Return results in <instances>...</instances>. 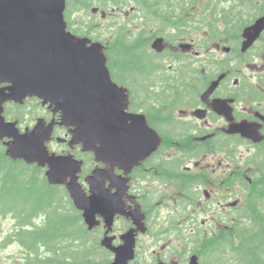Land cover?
Here are the masks:
<instances>
[{
  "label": "flooded vegetation",
  "instance_id": "obj_1",
  "mask_svg": "<svg viewBox=\"0 0 264 264\" xmlns=\"http://www.w3.org/2000/svg\"><path fill=\"white\" fill-rule=\"evenodd\" d=\"M172 1H175L172 5L165 4L169 10L166 20H158L155 15L149 19L147 14L138 13L136 17L143 19L137 22L136 27L139 28L138 32L146 37L149 36L144 42L149 49L155 38L158 36L165 38V51L153 54L167 55L179 60L181 62L179 75L172 78L168 73L163 81L159 77L161 83H158L156 75L142 76L146 70L134 67L135 69H129L130 71H126L125 74L122 72L121 76L117 75L116 78L114 76L118 83L129 89L131 108L146 114L149 125L158 131L164 141L159 151L151 154L141 165L127 171L125 165L115 161L109 164L96 163L93 153L84 150L83 144H71L72 134L68 127L57 124L48 142L51 153L70 154L76 160L82 161L81 170L77 175L79 182L87 191H89L88 178L96 167H110L113 170L112 175L105 174L104 171L102 173L105 176L104 193L107 197L125 203L129 216L114 217L115 222L109 233L110 236L117 235L121 243V237L128 230L136 228L132 215L138 214L133 210L136 204H139L147 230L138 234L137 255L152 247L155 250V246L158 245L161 253L173 246L174 241H185L186 244L180 243L179 249L176 246L170 248L167 251L168 256L166 254L154 256L153 264L162 261L166 264H184L182 259L181 262L177 259L170 260V254L186 248L190 238L193 239L192 237L201 234V228H205L207 233H213L220 228L223 217L234 218L230 203L223 215L209 214L211 210L209 201H215L219 197V183L212 182L211 179L207 180V171L202 169L207 166L203 161L197 159L193 166L189 165V158L196 156L185 153L184 148L187 145L184 139L196 140L203 147L202 156L212 152H223L229 161H235V157L232 158L231 147L236 145V138L251 144L255 152L259 151L260 145L244 138L241 134L228 133L232 124L245 121L257 126L264 134V30L249 48L243 49L244 28L252 25L259 16H264V0H227L229 2L225 8L227 10L254 6L257 11L255 15L257 17L249 19L241 31L234 29L228 33L219 29V22L215 19L192 17L189 8L199 9V4L190 7L189 0ZM200 6L203 4L201 3ZM85 9L83 6V10ZM102 14L106 16V11ZM163 22L166 24L165 30L158 29L157 24L162 25ZM166 28L175 31L166 33ZM71 30L78 31L73 27ZM201 32L203 37L199 39L197 37ZM141 36H137L139 47H142ZM187 45L190 47L183 50L182 47ZM168 48L172 50L169 54H167ZM217 51L222 53L218 54ZM149 52L151 54V51ZM218 100L222 104L218 108L219 111L215 110ZM143 104L152 107L144 109ZM18 106L14 102H7L6 117H11L10 112L12 117L20 116L14 111ZM11 107L13 111L10 110ZM44 109L47 111L45 117L48 121L58 119V114L55 116L48 108ZM196 110H199L200 114H195ZM176 113L179 114L178 119L185 117L180 119L182 123L174 124L170 121L174 120ZM28 115L27 112L21 114L19 120H22V116L27 118ZM186 128L188 130L192 128L193 133L189 132L187 135ZM227 142H229L228 147H223L222 144ZM170 144L172 149L178 151L177 154L171 156L166 154ZM40 169L45 177L48 166ZM228 176L236 180V168L231 170ZM172 184H175L174 187ZM199 216L203 217L201 224H198ZM102 220L100 230L104 236L108 234V227L104 218ZM174 223L186 231L189 228L190 231L188 234L181 232V228L171 225ZM169 224L171 227L163 228L164 225ZM146 237L151 239L150 243L145 240ZM139 263L143 262L138 257L136 264Z\"/></svg>",
  "mask_w": 264,
  "mask_h": 264
},
{
  "label": "water",
  "instance_id": "obj_2",
  "mask_svg": "<svg viewBox=\"0 0 264 264\" xmlns=\"http://www.w3.org/2000/svg\"><path fill=\"white\" fill-rule=\"evenodd\" d=\"M65 8L66 0H0V83L10 84L0 88V139L11 138L5 143L6 153L14 160L49 164V181L67 185L75 205L83 210L92 228L97 224L95 215H109L112 222L111 217L122 209L102 192L105 176L94 172L92 195L86 196L77 182V161L48 154L45 142L53 124L46 127L39 120L31 132L21 134L2 115L4 102L22 103L28 96H37L44 104H56L63 113L62 124L74 127L72 142L92 150L99 161H113L115 157L131 162L135 156L142 158L155 150L159 141L146 138L145 134L135 135L138 130L147 132L145 117L126 111L127 90L111 79L103 46H89L86 39L67 32ZM263 24L259 19L246 30L247 46L258 37ZM158 50H162L161 45ZM216 103L218 110L222 104ZM257 130L247 123H234L230 132H241L259 141ZM105 174L112 175L111 171ZM136 220H140L139 216ZM124 239L125 244L119 247L113 246L111 238L103 240L102 244L115 253L110 264H128L134 258L135 235L129 232Z\"/></svg>",
  "mask_w": 264,
  "mask_h": 264
},
{
  "label": "trees",
  "instance_id": "obj_3",
  "mask_svg": "<svg viewBox=\"0 0 264 264\" xmlns=\"http://www.w3.org/2000/svg\"><path fill=\"white\" fill-rule=\"evenodd\" d=\"M107 1L113 2L114 5L120 4V1L117 2V0ZM135 1L150 3L151 9H154L156 4H160L155 0ZM217 1L209 0L206 3L205 11L215 14L213 7H217ZM121 2L120 5L123 4V1ZM169 3L172 5L175 1L169 0ZM156 9L159 10L158 7ZM219 14H221L220 18L230 26H238L243 21L240 13L234 18L232 10L222 9ZM130 48L135 47H121L119 50L128 53ZM141 51L144 56L148 57L145 49ZM149 58L151 60L148 64L141 63L140 65L132 63L130 59V61L125 59L128 62L127 67L120 68L119 63L118 76H121L122 72L125 74L126 71L135 68L147 69L152 76L158 75V77L164 74V70H168L162 69V62L152 57ZM179 71H181V65L174 69L171 76L177 77ZM143 75L148 76L149 74ZM191 142L196 145L193 150L197 157L200 156L204 152L202 146L194 139H191ZM255 164L251 196H249L248 202L241 207L243 214L238 217L235 229L222 230L220 238L210 243L206 249L207 252L216 256L217 262L214 264H264V153L255 159ZM58 190L59 188L49 185L42 178L38 167L7 157L5 147L0 142V216L2 218L10 216L15 220L16 226L20 228L16 240L33 256L31 263H107L109 258H99L101 252L97 255L101 248L94 246V242L89 241L91 233L87 231L80 213L74 207L69 211L59 210L62 197L61 199L57 197ZM39 216H42L43 222L40 226H36L35 222ZM75 241H81V244L78 249L74 250L72 243ZM41 247L46 254L41 250Z\"/></svg>",
  "mask_w": 264,
  "mask_h": 264
},
{
  "label": "rangeland",
  "instance_id": "obj_4",
  "mask_svg": "<svg viewBox=\"0 0 264 264\" xmlns=\"http://www.w3.org/2000/svg\"><path fill=\"white\" fill-rule=\"evenodd\" d=\"M87 1L91 2V3L93 2V4L89 5L87 3ZM119 1L121 4L122 3L121 1H123V0H117V2H119ZM112 3L113 2L105 3V2H102L100 0H69V2H68V10H69L68 13L70 11H73V13H72V16L69 15L68 21H69L71 27H73V29L74 28L78 29L79 33L80 32L83 33L85 31V27L87 25L88 26L92 25L96 29V31H98L97 33H95V35L101 36V38H103V40L108 39L110 41L109 44H111L116 39H118L116 37L117 35L112 34V30H117L119 28H124V27L126 28V30L128 32V36L126 37V40L128 42H133L134 37H135V39H138L137 36H140V35L144 36V34H142L141 32H138L139 28L136 27L137 22H139L143 18H139L138 20L136 19L134 14H137V13L136 12L134 13L131 10V8L133 6L137 5L141 8H144V6L146 5L147 8H144L143 15H144V12L147 11L149 14L152 15V17L155 15L156 19H158V20L160 19L162 21L166 20L165 18H167L169 15V10L165 7L164 3L161 4V6H162L161 12H158L156 10L151 9L150 3L149 4L143 3V2L139 3V2H136L135 0H126L125 1V4H126L125 7L119 6V5L110 6ZM81 5H83V6L88 5L90 7L85 6L86 9L83 10V6H81ZM227 5H228V3H223L221 6L226 7ZM99 6H100L99 11L97 13H93L92 8L99 7ZM255 10L256 9L254 6H250L248 8H244L240 12V15H242L243 18H252L254 13H255ZM103 11H106V16H104L102 14ZM127 11H129V12H127ZM205 19H209V18L205 17ZM143 24L148 25L146 23H143ZM157 27H158V29H162V30L164 29L165 30L164 27H166V24L163 22L162 25L157 24ZM219 27H220L219 29H223L224 25L221 23V24H219ZM205 29H206V27H205ZM169 31L174 32L175 29L166 28V33H169ZM98 33H100V34H98ZM202 37H203V33L201 32L200 36L197 38L200 39ZM146 50L148 52L152 51L151 48L149 49L148 47H146ZM170 51H172V50L168 48L167 54H169ZM217 53L219 54L222 52L217 51ZM218 54H216V57ZM110 56H111V58H110ZM110 56H109L110 61H111V59L117 58L116 54L113 51L110 52ZM117 56L122 61V63H120V68L127 67L128 62H127V60H125L126 58H129L132 61V63H135L137 65H140L141 63H147L148 64V62L151 60L149 57L144 56L141 49H139V48H130L128 53L126 51H123V50H121V51L118 50ZM154 58L157 61L162 62L166 66V68H169L168 66L173 65L172 69L168 70L170 73L172 71H174L175 68L180 66L179 60L168 59L167 55L155 56ZM248 68L253 69L252 67H248ZM250 69L248 70V72L250 71ZM156 81L161 83V79L158 77V75H156ZM151 107H152V105L149 106L148 104H143L144 109H149ZM10 110L13 111L14 109L11 107ZM24 110L29 115L27 118H23V116H22V120H21L22 122L20 124L22 129H25L26 125H32L33 126L35 124L37 118L45 117L46 112H47L46 109H44L42 106L38 105L36 103V101H31L28 104V106H26V108ZM170 115H171V113L169 114V116ZM177 116H179L178 113L175 114L174 120H170V121H173L174 124H176L177 122H178V124L182 123L183 121H181L180 119H185V117H181V118L179 117V119H178ZM30 117H31V120H29ZM185 131H186L187 135H189V132L193 133L192 128H189V130L186 128ZM184 141H185V139H184ZM169 143H171V142H169ZM185 143L187 146L184 148V150L188 149V151L185 153H187V155H193V156L195 155L196 156V157L189 158V160H188L189 165L193 166V164L195 162H197L196 161L197 159H199L198 161H203L204 165L207 166V167L202 168L203 170L207 171L206 172V174L208 176L207 180L211 179L210 181L219 183L218 184L219 197L216 198L215 201H213V200L209 201V204L211 207L209 214L211 215V214L219 213V214L223 215L224 212H226L228 210L229 203L237 202L236 210L233 211L234 212L233 215H236V217L242 216L243 209L240 208V206L243 203L248 201L249 196H251V190L252 189L250 187L244 188V186H241V184H239V181L237 178H236V180H234L231 177H229L228 174L231 172V170H233L234 168H237L239 165H245L247 163V161H249L251 159V157L256 159L258 154H256L257 152H255L254 148L251 147L252 145L249 143H242V144L238 145L236 143V145L233 146V148L231 149V150H235L234 152L231 151L233 153L232 158L235 157V161H229L227 159V156L224 155L223 152L222 153L221 152H212V153L207 154V156L206 155L201 156L202 155L201 154L200 156L197 157V154L195 151H192V152L189 151L191 148L189 141L188 142L185 141ZM170 146H171V148H170ZM177 153H178V151L172 149V144H170L168 146V152L166 154L168 156H171V155H174ZM167 158H171V157H167ZM189 161H193V162L190 163ZM253 163H254V161H253ZM249 164L251 165V167H253V165L251 163H249ZM249 171H251V170H249ZM41 176L43 177L42 173H41ZM174 185L175 184H172V187H174ZM60 192H61V194H60ZM58 194H57V197H59L60 199L62 197V199H63V200L61 199V207L59 210L60 211H69V209L71 210L73 204L71 203V200H70L67 192L65 191V189L63 187H59ZM206 204H208V203H206ZM64 205H66V206L63 207ZM202 219H203V217L199 216L198 224H201ZM42 222H43V218H42V216H39L36 219L35 225L40 226L42 224ZM171 225L177 226L176 223L171 224ZM171 225L170 224L164 225L163 228L167 229V228L171 227ZM177 227L181 228V226H177ZM207 227L208 226H206V228ZM17 228H19V227L16 226V222L13 218H11L10 216H7L6 218H2L0 216V264H29L32 261L31 258L33 256L30 255L31 253H27L15 241L12 240V243L5 244L6 240H11L15 237L14 232H15V229H17ZM189 231H190L189 228L187 231L184 230L183 228H181V232H185L188 234ZM201 233H202L203 237L206 235L207 232L205 231V228L204 229L201 228ZM93 234H96L98 236L101 235L100 231L99 232H93ZM187 238H188V236H187ZM89 239L94 240L91 238V235H89ZM145 240L148 243H150L151 239L146 237ZM180 243L186 244L185 241H183V242L174 241L172 243L173 246H171L170 248L176 246L179 249L181 247ZM80 244H81V241H75L72 243V245H73L72 248L74 250L78 249ZM142 248L144 249V246H142ZM153 248L154 247H152L150 249H146L145 251L141 250L142 252L139 254V259H141L142 262H144V264H153V257L154 256H158L161 254H166L167 256L169 255V253H167V251L170 248L162 251L161 253H160L159 245L155 246V248H156L155 250ZM41 250L44 251L42 249V247H41ZM181 250H184V248ZM101 252H103V254L101 253L99 255V258L107 257L110 260L113 259L112 253L107 252L105 249L101 250ZM44 253L46 254L45 251H44ZM104 253H105V255H104ZM171 254H170V260H173V259L176 260L177 259V260H179V262H181L180 259H182V261H184V263H186V261L188 260V258L184 257V255L181 253H178V255L176 257H172ZM29 257H30V259L28 260ZM202 260L204 261V263H208V264H214L215 262H217L216 256H213L210 252H205L204 254H202Z\"/></svg>",
  "mask_w": 264,
  "mask_h": 264
}]
</instances>
